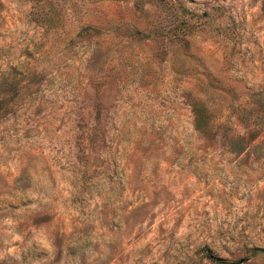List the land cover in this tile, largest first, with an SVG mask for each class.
<instances>
[{"label": "rangeland", "instance_id": "1", "mask_svg": "<svg viewBox=\"0 0 264 264\" xmlns=\"http://www.w3.org/2000/svg\"><path fill=\"white\" fill-rule=\"evenodd\" d=\"M0 264H264V0H0Z\"/></svg>", "mask_w": 264, "mask_h": 264}, {"label": "trees", "instance_id": "2", "mask_svg": "<svg viewBox=\"0 0 264 264\" xmlns=\"http://www.w3.org/2000/svg\"><path fill=\"white\" fill-rule=\"evenodd\" d=\"M193 112H194V124L197 129H200L204 134L207 132L209 133L212 130L210 126V121L208 118V112L203 104H193ZM248 133H241V134H233L225 132L223 135L222 144L227 145L228 148L232 151H240L244 146L242 144L246 140V136ZM91 143L95 142V134L90 138ZM214 259H220L217 256H213Z\"/></svg>", "mask_w": 264, "mask_h": 264}]
</instances>
